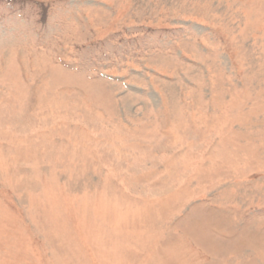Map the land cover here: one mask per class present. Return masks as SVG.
Instances as JSON below:
<instances>
[{"label": "rangeland", "instance_id": "obj_1", "mask_svg": "<svg viewBox=\"0 0 264 264\" xmlns=\"http://www.w3.org/2000/svg\"><path fill=\"white\" fill-rule=\"evenodd\" d=\"M0 264H264V0H0Z\"/></svg>", "mask_w": 264, "mask_h": 264}]
</instances>
